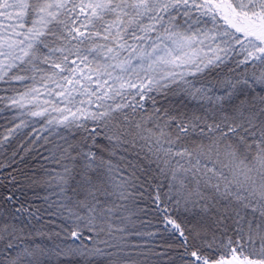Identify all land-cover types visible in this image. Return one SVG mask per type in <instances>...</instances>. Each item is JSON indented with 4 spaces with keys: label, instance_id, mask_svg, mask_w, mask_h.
<instances>
[{
    "label": "snow or ice",
    "instance_id": "obj_1",
    "mask_svg": "<svg viewBox=\"0 0 264 264\" xmlns=\"http://www.w3.org/2000/svg\"><path fill=\"white\" fill-rule=\"evenodd\" d=\"M0 264H264V0H0Z\"/></svg>",
    "mask_w": 264,
    "mask_h": 264
}]
</instances>
